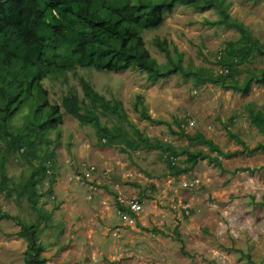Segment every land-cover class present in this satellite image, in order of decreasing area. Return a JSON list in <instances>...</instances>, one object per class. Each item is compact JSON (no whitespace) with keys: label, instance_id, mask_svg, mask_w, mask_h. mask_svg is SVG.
Returning a JSON list of instances; mask_svg holds the SVG:
<instances>
[{"label":"rangeland","instance_id":"1","mask_svg":"<svg viewBox=\"0 0 264 264\" xmlns=\"http://www.w3.org/2000/svg\"><path fill=\"white\" fill-rule=\"evenodd\" d=\"M224 3L232 18L264 42V0ZM220 16L215 6L178 2L158 28L143 32L145 45L161 65L167 58L156 40L167 39L184 66L217 71L226 42L239 37L234 26L210 24ZM240 67V77L264 68V55ZM80 77L107 99L122 101L130 121L151 139L180 152L201 150L210 158L190 167L186 154L170 157L165 148L122 151L120 143L102 144L93 126L62 107L59 139L56 131L49 134V150L55 153L45 175L36 174L35 158L3 152L8 180L3 183L0 171V209L10 216L0 217V264H27L30 241L21 234L19 219L37 224L35 239L43 247L39 264H264V150L250 151L264 142V132L250 121L251 113H264V83L238 92L178 73L153 82L138 68L78 67L44 79L50 102L61 104L69 93L83 97ZM136 104L164 122L141 117ZM24 113L13 122L21 124ZM100 116L113 124L109 116ZM198 132L225 154L211 160L217 152L187 136ZM33 182L40 193L37 209L27 193ZM120 195L143 203L133 225L118 213Z\"/></svg>","mask_w":264,"mask_h":264},{"label":"trees","instance_id":"2","mask_svg":"<svg viewBox=\"0 0 264 264\" xmlns=\"http://www.w3.org/2000/svg\"><path fill=\"white\" fill-rule=\"evenodd\" d=\"M181 1L196 8L215 6L221 16L209 21L210 24L238 29L239 37L226 42L218 60L219 70L184 66L182 54L175 47L173 56L167 39L156 40V46L166 55V64L161 65L146 47L143 32L158 28L165 13ZM256 55H264V42L247 25L230 16L224 0H0V141H3V145L0 144V171L3 183L8 180L3 172L4 151L35 158L39 164L35 171L39 178L50 170L46 162H52L55 151L49 150V134L56 131L59 139L62 107L81 124L93 126L102 144L120 143L122 151L140 147L165 148L171 151L170 157L186 154L190 167L200 158H210L201 150L192 152L184 148L180 152L170 143L151 139L130 121L122 101L107 99L84 77H80L84 96L66 94L61 104L50 102L44 79H56L68 71L76 72L78 67L107 71L138 68L146 71L153 82L178 73L186 79L193 78L196 83L209 82L247 92L253 82L264 83V68L240 77L241 64ZM135 108L149 121L164 122L151 117L142 106L136 104ZM23 111L22 123L15 124L14 117ZM100 113L112 118L113 124L104 123ZM250 121L264 132V113H251ZM187 136L216 151L217 157H211V160L225 154L201 132ZM235 137L245 145L241 138ZM257 150H264V142L250 148V151ZM170 162L174 164L171 158ZM27 188L28 199L37 209L40 193L35 182ZM118 204L124 210L125 205L119 201ZM7 216L10 215L0 209V217ZM18 222L21 234L30 241L26 250L27 264H39L43 247L35 239L37 224L20 219Z\"/></svg>","mask_w":264,"mask_h":264},{"label":"built area","instance_id":"3","mask_svg":"<svg viewBox=\"0 0 264 264\" xmlns=\"http://www.w3.org/2000/svg\"><path fill=\"white\" fill-rule=\"evenodd\" d=\"M118 201L125 205L127 209L134 215H138L142 210H143V203L140 200L139 197L137 196H132V197H126V196H118ZM118 213L125 217L127 222L129 224H132L135 222V218L132 215H128L127 211L119 208Z\"/></svg>","mask_w":264,"mask_h":264},{"label":"crops","instance_id":"4","mask_svg":"<svg viewBox=\"0 0 264 264\" xmlns=\"http://www.w3.org/2000/svg\"><path fill=\"white\" fill-rule=\"evenodd\" d=\"M140 200H141V199H140ZM126 209H127V207H126ZM143 209H144V208H143ZM126 211H127L128 215H132V216H134V218H135V222L132 223V224H130V225L135 224V223H136V220H137V215L132 214L128 209H127ZM119 215H120V214H119ZM120 216H121V215H120ZM121 217H123V216H121ZM123 218H124V220H125V223H126V224H129V223L127 222L126 218H125V217H123Z\"/></svg>","mask_w":264,"mask_h":264}]
</instances>
